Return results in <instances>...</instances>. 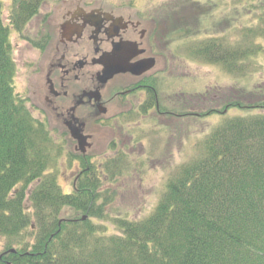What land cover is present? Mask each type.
<instances>
[{"label": "trees", "instance_id": "trees-1", "mask_svg": "<svg viewBox=\"0 0 264 264\" xmlns=\"http://www.w3.org/2000/svg\"><path fill=\"white\" fill-rule=\"evenodd\" d=\"M45 1L13 0L8 25L0 0V236L16 250L0 264H264L263 113L218 122L200 154L167 181L153 211L137 221L116 219L115 231L103 223L114 196L103 192L89 159L81 160L73 192L62 190L51 171L62 146L16 92L12 53L11 28L21 34ZM235 46L209 39L199 54L231 75L246 54ZM216 91L224 110L264 107V83L252 93ZM107 165L108 179L122 172L116 162Z\"/></svg>", "mask_w": 264, "mask_h": 264}, {"label": "rangeland", "instance_id": "rangeland-1", "mask_svg": "<svg viewBox=\"0 0 264 264\" xmlns=\"http://www.w3.org/2000/svg\"><path fill=\"white\" fill-rule=\"evenodd\" d=\"M1 1L3 19L9 25L13 0ZM104 1L128 4L140 10V15L145 18L154 12L158 36L163 38L161 42L167 45L166 51L172 59V69L160 75L159 93L164 100L162 104L171 108L173 115L166 117L167 121H162L164 124L158 118L133 119L136 126L131 124L129 127L134 126L136 129H129L132 134H136L135 141L142 142L143 147L131 140L135 149L128 147L119 151L125 153L126 159L122 166L119 165L122 172L113 179L102 176L108 174L110 159L106 160V157L110 155L113 158L116 154L112 149L109 131H105L106 134L100 132L97 146L88 150L93 165L100 170L103 192L114 196V200L106 207L108 219L103 223L108 225L109 230L115 231L113 221L116 219L137 221L153 211L165 191L167 181L177 174L181 165L200 154L203 140L218 122L227 117L264 114V107H236L225 112L224 104L216 97L218 89L236 87L252 93L250 91L255 86L264 83V0ZM58 2L61 0H46L40 13L34 16L21 34L11 28L12 53L17 68L15 85L20 96H27V79L32 76L34 64L38 61L33 44L40 41L43 23L48 24L49 15L46 12L53 11ZM209 39L222 44L224 41L232 48L236 44L238 46L235 48L246 51V54L238 57L237 72L227 74L221 62L210 61L199 54ZM205 93L208 94L205 101L199 99ZM185 96L194 98H189V115L181 118L178 112H174L177 109L173 103L176 97ZM210 110L218 111L209 114ZM34 114L37 116V112ZM108 124L116 125L111 121ZM50 131L55 141L62 146V153L51 171L57 174V183L65 193L73 192V181L82 170V161L76 155L71 140L61 133V128L51 126ZM67 211V216L73 214L70 209ZM6 244L7 239L0 236V255L12 253L11 249L5 248Z\"/></svg>", "mask_w": 264, "mask_h": 264}, {"label": "flooded vegetation", "instance_id": "flooded-vegetation-1", "mask_svg": "<svg viewBox=\"0 0 264 264\" xmlns=\"http://www.w3.org/2000/svg\"><path fill=\"white\" fill-rule=\"evenodd\" d=\"M139 11L104 0H61L42 25L24 98L50 129L63 130L81 160L90 158L92 164L88 150L97 146L100 132L109 131L116 151L106 160L119 165L125 158L119 151L135 149L131 140L137 143L130 131L136 129L133 119L158 118L164 124L173 115L159 93L160 75L172 69V59L158 36L154 12L145 18ZM187 98H175L178 117L189 115ZM84 136L90 144L85 153L79 142Z\"/></svg>", "mask_w": 264, "mask_h": 264}, {"label": "water", "instance_id": "water-1", "mask_svg": "<svg viewBox=\"0 0 264 264\" xmlns=\"http://www.w3.org/2000/svg\"><path fill=\"white\" fill-rule=\"evenodd\" d=\"M72 135H73V134H72ZM73 137H76L77 139H79L75 134H74ZM87 137H88V136H84V138H83L81 141H79V142L81 143V150H82V152H84V153L86 152L87 148L90 146V144H87V142H86V143L83 142V141H86ZM83 218H84V220H85L86 216H84ZM13 251H14V250H13Z\"/></svg>", "mask_w": 264, "mask_h": 264}]
</instances>
